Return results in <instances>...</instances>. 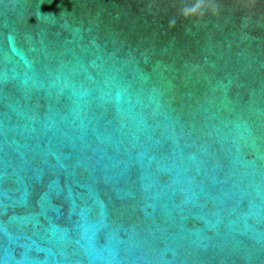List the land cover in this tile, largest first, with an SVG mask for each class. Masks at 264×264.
<instances>
[{
  "label": "water",
  "instance_id": "water-1",
  "mask_svg": "<svg viewBox=\"0 0 264 264\" xmlns=\"http://www.w3.org/2000/svg\"><path fill=\"white\" fill-rule=\"evenodd\" d=\"M0 264H264V0H0Z\"/></svg>",
  "mask_w": 264,
  "mask_h": 264
}]
</instances>
